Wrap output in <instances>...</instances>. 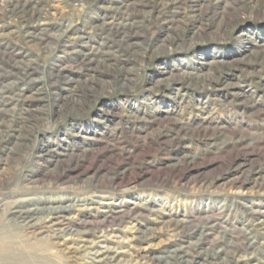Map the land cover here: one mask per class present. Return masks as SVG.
Returning a JSON list of instances; mask_svg holds the SVG:
<instances>
[{"label": "rangeland", "instance_id": "obj_1", "mask_svg": "<svg viewBox=\"0 0 264 264\" xmlns=\"http://www.w3.org/2000/svg\"><path fill=\"white\" fill-rule=\"evenodd\" d=\"M0 264H264V0H0Z\"/></svg>", "mask_w": 264, "mask_h": 264}, {"label": "bare ground", "instance_id": "obj_2", "mask_svg": "<svg viewBox=\"0 0 264 264\" xmlns=\"http://www.w3.org/2000/svg\"><path fill=\"white\" fill-rule=\"evenodd\" d=\"M47 209V208H46ZM28 211V210H27ZM20 212V211H19ZM25 213V212H24ZM75 231V230H74ZM65 232V231H64ZM66 232H67V230H66ZM63 233V232H62ZM33 240V239H32Z\"/></svg>", "mask_w": 264, "mask_h": 264}]
</instances>
